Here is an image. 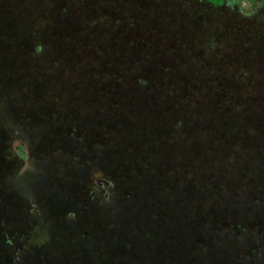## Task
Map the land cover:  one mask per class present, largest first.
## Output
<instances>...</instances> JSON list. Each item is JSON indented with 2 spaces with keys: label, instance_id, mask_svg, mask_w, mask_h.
I'll use <instances>...</instances> for the list:
<instances>
[{
  "label": "rangeland",
  "instance_id": "rangeland-1",
  "mask_svg": "<svg viewBox=\"0 0 264 264\" xmlns=\"http://www.w3.org/2000/svg\"><path fill=\"white\" fill-rule=\"evenodd\" d=\"M220 1L0 0V264H264V0Z\"/></svg>",
  "mask_w": 264,
  "mask_h": 264
},
{
  "label": "trees",
  "instance_id": "trees-1",
  "mask_svg": "<svg viewBox=\"0 0 264 264\" xmlns=\"http://www.w3.org/2000/svg\"><path fill=\"white\" fill-rule=\"evenodd\" d=\"M215 1H218V2H220L221 3V1L220 0H215ZM241 1V0H240ZM249 2H250V4H251V6H254V5H257V1L256 0H248ZM240 2H238V5L240 6ZM209 11H212V13H213V16H215L216 14H217V10L215 9V8H211V10H205V12H204V14H203V17H204V20H205V22L207 21V19H209V18H211L210 16V12ZM244 13H246V15L247 16H249V15H251V13H248L247 11H244V10H242L240 7H239V9H238V13H236V15H238V16H241V15H243ZM221 14V12L220 13H218V15H220ZM209 17V18H208ZM207 18V19H206ZM247 19H249V18H247ZM250 23H251V21H250V19H249V21H247V25L250 27ZM225 26V25H224ZM226 27V26H225ZM227 28V27H226ZM250 32V31H249ZM146 46H148V49H149V44L147 43L146 44ZM211 50H213V49H211ZM191 71L192 72H195V73H199V71L200 70H198L197 69V67L196 66H193V68L191 69ZM43 128V127H42ZM39 132H41L40 134H42V131H41V129H40V131H37V133H39ZM33 133H34V131H33ZM30 134H31V132H30ZM25 135H27V133H25V134H23V137L26 139V137L27 136H25ZM32 136H34L33 134H31ZM43 135V134H42ZM39 137H40V135H39ZM32 139L34 140L35 138L34 137H32ZM216 147V146H215ZM215 149H217V147L215 148ZM240 149V148H239ZM63 150V148H61V146L59 145V144H55V146H54V148H53V151H62ZM226 152H229V150H227V149H224ZM72 150H70V152H71ZM74 151V150H73ZM239 151H242L241 149L239 150ZM7 152V151H6ZM5 152V153H6ZM8 153V152H7ZM20 154H19V156H17V158L16 157H14V159H12L11 160V164H15L16 162L15 161H17L18 163H21L22 164V162H24V161H26V158H28V153H25L24 151H20L19 152ZM211 154L213 153V152H210ZM65 154V153H64ZM61 155L60 154V156H59V158L61 159V160H59V163H62L63 164V169H59V167L57 168V169H53L52 170V175H49V176H47V178H48V180L52 183V184H54V181L53 180H51V178H50V176L51 177H55V184L54 185H59V181L61 180V183L63 184V177H59V176H56L57 174L59 175L60 173H69V174H71V176L73 177V178H79L80 179V177H78V176H73V174L72 173H74V167L76 166V167H78L80 164H79V161H76V162H74V163H72V165H73V167H70L71 166V163H69V161L68 160H65L64 158H66V155H67V157H68V159H71V158H69L70 157V153L69 154H66V155ZM8 155H12V154H9L8 153ZM213 155V154H212ZM12 156H14V154L12 155ZM214 156V155H213ZM234 156V155H233ZM4 158H6V163L8 164V162H7V157L6 156H4ZM3 158V159H4ZM234 158V157H233ZM72 160H75V159H72ZM67 162H68V166H67ZM42 164V163H41ZM79 164V165H78ZM9 165V164H8ZM195 165H196V163L195 162H192V164H191V169L190 170H192L194 167H195ZM11 166V165H10ZM241 165H240V163H237L236 164V166L235 167H240ZM75 167V168H76ZM52 168V167H51ZM51 168H50V171H51ZM73 169V170H72ZM205 169H207L210 173L209 174H200L199 176H197V175H195L194 173H193V178H192V180L194 179V183H198L199 185H201V186H203L204 188H201V191L202 192H206V193H208V196L210 197V199H211V201H212V199L213 200H215V201H220L221 200V198H222V196H223V194H224V192L222 191L221 193H220V195H218V194H216L215 193V190H216V188H214V189H212V187H213V181H209V179H212V178H214V173H212V169H211V167H207V168H205ZM10 170V174L11 175H14V176H16L17 175V173H18V176L20 175V173H21V170H11V169H9ZM5 172H7L8 173V171L6 170ZM61 178V179H60ZM80 180H84L83 182H82V184H75V182H74V184L72 185V186H74V188H77L78 189V194L79 193H84V192H88V189H89V186H88V184H87V182H86V178L85 179H80ZM69 182V181H68ZM61 184V185H62ZM27 193V195L29 196V195H31V196H33L34 194H32V192H26ZM31 196H29V197H27V198H30ZM53 197V196H52ZM81 197V196H80ZM56 197H53V199H55ZM55 200H57V198L55 199ZM55 200H51V201H48V200H43V201H41V202H39V203H41L42 205H43V208L47 211V213H46V216H47V214H48V216L50 217V219L48 220L49 222H51L52 220H54V224H51L50 226H46V228H48V227H51V229L53 230V231H59V232H61L62 234H65L66 236H68V234H69V232L73 229V228H70L68 231H64V229H67V228H69V227H71V226H73L72 225V223H67V222H62V221H57V219L58 218H61V219H66V218H68L71 214H78L77 213V211L79 210V209H76L75 208V202H74V200L72 201V202H69V204H64V206H63V208L61 209V210H57V209H55L56 208V206L55 205H57L56 204V202H54L53 203V201H55ZM85 200V199H84ZM85 203H87V200H85L84 201ZM2 213H5L4 215H7V216H11V215H13L12 213H7V212H4V211H1L0 212V214L2 215ZM0 215V216H1ZM14 216V215H13ZM34 217H36V216H34ZM37 219V218H36ZM56 219V220H55ZM38 220V219H37ZM57 221V222H56ZM58 225H60L59 227H58ZM58 227V228H57ZM98 230H100V229H98ZM51 233H52V231H51ZM53 235V234H52ZM52 239L53 240H56V237L53 235L52 236ZM51 241V240H50Z\"/></svg>",
  "mask_w": 264,
  "mask_h": 264
}]
</instances>
